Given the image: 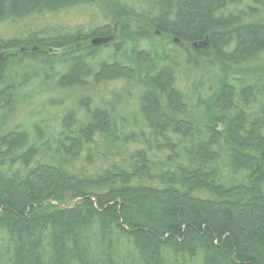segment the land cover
I'll use <instances>...</instances> for the list:
<instances>
[{
    "label": "trees",
    "instance_id": "1",
    "mask_svg": "<svg viewBox=\"0 0 264 264\" xmlns=\"http://www.w3.org/2000/svg\"><path fill=\"white\" fill-rule=\"evenodd\" d=\"M79 4L106 21L0 34V112L26 61L134 80V111L124 90L0 131V264H264V0H0V25Z\"/></svg>",
    "mask_w": 264,
    "mask_h": 264
},
{
    "label": "rangeland",
    "instance_id": "2",
    "mask_svg": "<svg viewBox=\"0 0 264 264\" xmlns=\"http://www.w3.org/2000/svg\"><path fill=\"white\" fill-rule=\"evenodd\" d=\"M104 16H106V11L102 6L97 4H79L78 6H72L71 8L58 12L42 13L39 16H32L33 18L30 17L26 21H19V23L16 24L14 23V26L8 23L0 25V34H12V32L17 34L20 30L31 26H36L38 29H47L50 32L58 31L62 28L68 29L75 25H80L86 29L87 27L89 28L92 26H88L91 20L94 22L92 27L104 23L106 21ZM11 30L13 31L11 32ZM116 33L117 30H115L112 35L108 36L107 40L101 41L100 43L111 41ZM155 33L158 41L161 42L163 36L157 31H155ZM91 41L92 39H89L87 43H90ZM175 41L181 48L186 47V44L182 41L177 39H175ZM162 42L163 47H165L164 43H168L170 40L163 39ZM155 44L156 43L153 45ZM141 45L146 49L149 48L148 41H142ZM157 47H159L160 50L161 44L159 43ZM64 50L65 49H58L55 51L61 52ZM176 51L178 50L176 49ZM102 56L104 57V53H102ZM181 66L183 71L179 72L181 77L180 81L184 85H188L198 73L194 69L186 71V68H184L185 66ZM43 69L30 61H26L25 63H22V65L15 67V71H17L15 84L18 85V88L15 91L14 101L10 110L0 112V131L14 127L18 129H26L31 132L34 125L54 126L58 123L60 115L70 108L76 109V107H74L76 99L80 97H89V99H91L90 103L95 104L99 101H107L111 97L112 92L123 93L124 90L126 91L123 93L125 100L124 105L128 108L126 111L128 110V113L134 111V105L132 104L136 96L134 80L129 83H124V81L121 80H113L105 81L94 86L89 84L82 88L60 89L55 88L53 80L48 82V84H43L41 80ZM25 77L26 82L19 85Z\"/></svg>",
    "mask_w": 264,
    "mask_h": 264
},
{
    "label": "water",
    "instance_id": "3",
    "mask_svg": "<svg viewBox=\"0 0 264 264\" xmlns=\"http://www.w3.org/2000/svg\"><path fill=\"white\" fill-rule=\"evenodd\" d=\"M107 40V38H97V39H92V43L94 44H98L100 43L101 41H105Z\"/></svg>",
    "mask_w": 264,
    "mask_h": 264
}]
</instances>
